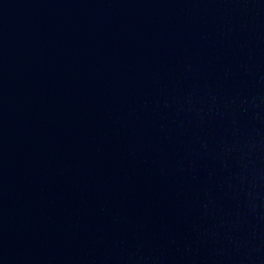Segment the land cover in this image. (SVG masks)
<instances>
[{"label":"water","instance_id":"obj_1","mask_svg":"<svg viewBox=\"0 0 264 264\" xmlns=\"http://www.w3.org/2000/svg\"><path fill=\"white\" fill-rule=\"evenodd\" d=\"M0 264H264V0H0Z\"/></svg>","mask_w":264,"mask_h":264}]
</instances>
